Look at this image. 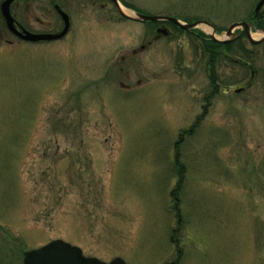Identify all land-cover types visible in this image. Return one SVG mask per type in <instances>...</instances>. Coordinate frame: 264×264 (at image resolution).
Instances as JSON below:
<instances>
[{"label": "rangeland", "instance_id": "374dc122", "mask_svg": "<svg viewBox=\"0 0 264 264\" xmlns=\"http://www.w3.org/2000/svg\"><path fill=\"white\" fill-rule=\"evenodd\" d=\"M259 1L121 4L223 39ZM78 2L55 42L22 41L0 16V264L53 239L107 262L264 264V45L253 79L219 62L211 95L203 26L155 41V23Z\"/></svg>", "mask_w": 264, "mask_h": 264}, {"label": "water", "instance_id": "95a60500", "mask_svg": "<svg viewBox=\"0 0 264 264\" xmlns=\"http://www.w3.org/2000/svg\"><path fill=\"white\" fill-rule=\"evenodd\" d=\"M14 0H4L1 3L0 11L5 20L7 28L16 36L21 38L22 40L28 42H39V41H51L57 40L64 37L69 30V17L64 12L62 16L65 21V27L63 31L59 34H35L24 28L20 30L17 29L15 24V19L10 12L11 3ZM117 7L120 14L129 19L138 21V22H158V21H170L178 25L179 27L189 30L192 28H196L200 25H207L212 28V33H210L211 38L218 43H227L235 38H237L238 34L233 30L238 27H243L245 29L246 35L249 41L253 44H259L264 41V36L259 39H255L251 34V24L247 22L234 23L230 26L229 30L225 34V38L217 39L216 29L214 26L204 20L195 21L193 23H183L178 18L173 16L166 15H149L140 12H132V14H128L123 10L119 0H112ZM264 3V0H261L257 5L256 11ZM160 32L166 33L164 29H161ZM24 264H127L123 258L117 257L110 262L102 261L96 257H86L83 254V251L80 247L72 245L69 242H66L62 239H55L50 241L49 243L30 249L24 253Z\"/></svg>", "mask_w": 264, "mask_h": 264}, {"label": "flooded vegetation", "instance_id": "af4514ba", "mask_svg": "<svg viewBox=\"0 0 264 264\" xmlns=\"http://www.w3.org/2000/svg\"><path fill=\"white\" fill-rule=\"evenodd\" d=\"M95 1L93 2V6L95 5ZM108 5H102V7H105ZM78 7L79 2L78 0H14L11 4V11L14 15V17L17 19L19 16L25 18V25H22L20 22L19 24L23 26L24 28L28 29L31 32L34 33H59L64 28V19L61 12L67 13L70 19V27L71 28V18L78 15ZM258 20V22L264 23V4L261 6V8L258 10L257 13H254V16L249 21L252 22L254 25L255 21ZM18 21V20H17ZM155 27V37L157 38V35L164 34L165 37H171L172 35L182 33L177 32L175 30L179 29V27L175 26L172 23H156ZM161 27V28H160ZM161 29H164L166 33L160 32ZM188 34V33H187ZM240 36L243 35V31L239 32ZM200 47V46H199ZM148 48V46L142 45V49L140 50L145 51ZM201 48V47H200ZM202 50V49H201ZM137 51H134V54H136ZM202 55L205 54V51L202 50ZM205 67V62H202ZM207 69V68H206ZM218 67L214 74V79L217 80V82H212V87H214V90H212L211 95L216 92L218 87L222 85L220 74L218 73ZM255 76V72H252V79ZM123 87L129 89L130 87L128 85L122 84ZM243 90H245V87H242ZM209 96V95H208ZM207 98V97H206ZM174 263V262H172Z\"/></svg>", "mask_w": 264, "mask_h": 264}, {"label": "trees", "instance_id": "16d2710c", "mask_svg": "<svg viewBox=\"0 0 264 264\" xmlns=\"http://www.w3.org/2000/svg\"><path fill=\"white\" fill-rule=\"evenodd\" d=\"M131 8H133V6H131ZM184 20L191 22L189 19L186 20V18ZM256 28L264 31V23L259 22L258 26L255 25V29ZM191 34H195V32L192 31ZM195 35L198 41L201 43V49L205 51V54L202 55L201 59L202 62H206V67L209 72V78L211 82H217V80H215L213 77L215 71L217 70L218 64H220L219 62L229 63L232 61L236 65L238 64L243 67L248 66L252 71H255V48L264 45V42L259 45L247 47L243 42L244 37H241L227 44H217L210 40L206 34L196 33Z\"/></svg>", "mask_w": 264, "mask_h": 264}, {"label": "bare ground", "instance_id": "6f19581e", "mask_svg": "<svg viewBox=\"0 0 264 264\" xmlns=\"http://www.w3.org/2000/svg\"><path fill=\"white\" fill-rule=\"evenodd\" d=\"M125 11H126L128 14H132L131 11H129V10H126V9H125ZM203 27L207 30L208 33H212V29H211L209 26H205V25H204Z\"/></svg>", "mask_w": 264, "mask_h": 264}]
</instances>
